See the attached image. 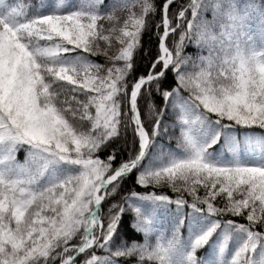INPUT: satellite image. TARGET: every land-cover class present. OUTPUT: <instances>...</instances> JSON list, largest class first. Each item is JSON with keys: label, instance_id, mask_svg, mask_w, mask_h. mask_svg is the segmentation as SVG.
<instances>
[{"label": "snow or ice", "instance_id": "6c2138e0", "mask_svg": "<svg viewBox=\"0 0 264 264\" xmlns=\"http://www.w3.org/2000/svg\"><path fill=\"white\" fill-rule=\"evenodd\" d=\"M0 264H264V0H0Z\"/></svg>", "mask_w": 264, "mask_h": 264}, {"label": "trees", "instance_id": "16d2710c", "mask_svg": "<svg viewBox=\"0 0 264 264\" xmlns=\"http://www.w3.org/2000/svg\"><path fill=\"white\" fill-rule=\"evenodd\" d=\"M24 2H31V0H24ZM239 2H240V3H244L245 0H239ZM257 2L259 3L260 0H257ZM253 16L255 17L256 14L253 13ZM251 23L253 24V28H254V27H255L256 20L254 19ZM144 41H145V43H147V41H148V37H147V36H144ZM185 51H186V54H188V55H196V54L199 53V50L196 48V46L193 45V44H191V43H189V44L186 46V50H185ZM204 53H206V52H204ZM204 53H202V54H204ZM95 59H97L99 62H103V57H96ZM156 102L159 103L158 100H157ZM166 143H170L173 147H175V140H174V139L171 140L170 142L166 141ZM24 155H25L24 152L21 151V152L19 153V158H20L21 160H23Z\"/></svg>", "mask_w": 264, "mask_h": 264}, {"label": "rangeland", "instance_id": "374dc122", "mask_svg": "<svg viewBox=\"0 0 264 264\" xmlns=\"http://www.w3.org/2000/svg\"><path fill=\"white\" fill-rule=\"evenodd\" d=\"M9 2H14V0H9ZM252 22V21H251ZM204 55H207V53H204Z\"/></svg>", "mask_w": 264, "mask_h": 264}]
</instances>
